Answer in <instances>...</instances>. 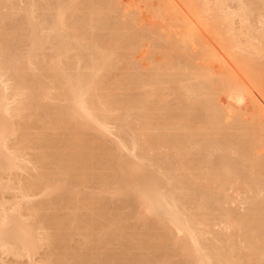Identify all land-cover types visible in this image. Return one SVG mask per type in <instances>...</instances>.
Segmentation results:
<instances>
[{"label": "bare ground", "instance_id": "obj_1", "mask_svg": "<svg viewBox=\"0 0 264 264\" xmlns=\"http://www.w3.org/2000/svg\"><path fill=\"white\" fill-rule=\"evenodd\" d=\"M0 264H264V0H0Z\"/></svg>", "mask_w": 264, "mask_h": 264}]
</instances>
